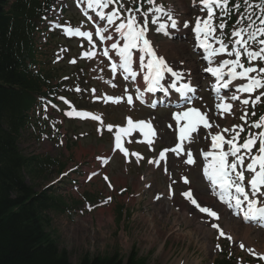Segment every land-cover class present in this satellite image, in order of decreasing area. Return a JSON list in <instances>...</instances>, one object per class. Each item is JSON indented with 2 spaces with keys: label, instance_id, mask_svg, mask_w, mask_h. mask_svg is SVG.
Wrapping results in <instances>:
<instances>
[{
  "label": "rangeland",
  "instance_id": "rangeland-1",
  "mask_svg": "<svg viewBox=\"0 0 264 264\" xmlns=\"http://www.w3.org/2000/svg\"><path fill=\"white\" fill-rule=\"evenodd\" d=\"M125 2L120 0L124 6ZM197 2L157 0L166 9H173L178 15L183 13L185 17L199 15ZM144 4L148 11L151 6L146 1ZM60 5L68 7L77 22L64 21L60 24V28L54 31L52 45L40 65L45 71L60 69L59 78L54 79V83L67 80L72 70V61L81 65L80 71H83L84 77H78V82H62L58 93L65 95L68 92L74 96L66 100L56 96L55 102L58 103L55 110H51L44 98L37 97L29 113V124L23 129L18 141L25 155H34L43 161L47 157L55 160L45 165V170L26 172L25 178L36 191L46 188L66 204L61 211L51 210L47 213L50 222L46 229L58 247L66 250L72 263H76L84 254L91 257L112 254L126 257L132 249L137 251L139 257L146 258L147 264H176L183 254L182 258L186 257L187 261H179V264H213L214 259L223 255L237 263H245L252 259L253 252L258 256L264 254V234L254 226L242 224L225 213L218 223L227 235L231 236L228 228L234 230L231 236L233 239L217 238L218 232L210 227L214 220H206L197 214L181 196V192L188 187L210 196L200 176L197 159L198 149L207 145L204 129L198 135V142L195 141L191 146L195 163H185V155L170 151L178 140V127L175 130L176 121L171 116L174 110H149L134 100L129 105L127 99L122 97L128 87L127 83L121 81L117 71L113 72L100 56L95 40L89 43L86 37L81 40L65 32L68 27H78L88 32L92 30L85 28L71 1L65 0ZM236 17L239 19L240 14L237 13ZM259 23L257 21L255 24ZM107 27L110 30L111 26ZM112 33L114 35L115 31ZM180 37L172 39L176 46L174 61L187 58L192 66L198 54L192 49L188 33ZM111 41L115 43L114 39ZM154 41L162 49L166 39L155 34ZM91 44L97 48L94 49ZM162 51L169 59H173L168 49ZM86 53L94 54L89 57ZM195 64H198V71L194 68V75L201 77L204 82V76L199 72L202 63ZM201 96L193 106L205 108L201 100L208 98L210 117H213L210 92L205 88ZM106 97L114 99L106 100ZM115 98H120L119 102H115ZM72 106L85 108L84 112L90 115H67L74 109ZM92 115L100 116L102 124L91 119ZM129 117L133 122L150 120L161 134L149 138L151 146L139 130L124 136L125 148L129 153L125 157L119 149L113 150L112 135L119 128L127 127L126 118ZM213 118L219 121L217 114ZM236 119L237 116L234 121ZM219 124L223 125V119ZM108 125L112 126L111 132ZM169 125L174 126L171 128ZM67 140L69 142L66 143ZM160 149L169 150L163 159L157 153ZM133 153L142 154L143 159L138 161ZM109 157L110 161L100 166V160ZM150 160L153 162L149 163ZM183 175L189 178V183L181 181ZM247 229L248 238L245 240L242 235ZM260 249H263L262 254Z\"/></svg>",
  "mask_w": 264,
  "mask_h": 264
},
{
  "label": "snow or ice",
  "instance_id": "snow-or-ice-1",
  "mask_svg": "<svg viewBox=\"0 0 264 264\" xmlns=\"http://www.w3.org/2000/svg\"><path fill=\"white\" fill-rule=\"evenodd\" d=\"M136 0H132V3H135ZM231 0H200V3L203 5L201 11H206L207 17L201 18L197 17L195 22V27L192 29L195 32L196 40L200 47L204 49L207 53L204 56L205 60H208L209 67L205 71L212 74L216 77L217 84L219 87H215L217 93V98L221 101L216 105L217 109H223L225 112H229L232 109V104L225 103L224 97L219 95L220 88H228L232 81L240 80L247 81L246 83H241L236 91L239 93H247L251 96L252 93L256 92L259 89H264V39L258 38L264 37V0H260V3L253 6L249 0H243V3H234L232 7H229ZM113 3H118L120 8H124V5L120 3V0H88L89 8H99L106 9L109 8ZM146 3L151 7L148 9V12L154 13L152 18V23L155 24L159 20L160 15L167 17L170 21V28L177 29L180 26L185 28L189 27V22L179 21L177 18H174L172 10H168L164 5L158 4L157 0H146ZM193 3H196V0H193ZM246 6L249 11L247 16L241 14L240 19L238 20L239 24H243L244 20L247 19L248 24L245 27L234 28L230 34H226L224 29L226 27V21L221 17L230 16L233 8L239 12L241 7ZM253 7L260 10L259 22L260 26L254 27V22L252 16L255 14L252 9ZM215 9H220V17L216 16ZM128 12H132V8L125 9ZM139 11V9H136ZM148 12L143 13L145 19L144 21L138 22L137 17L132 15L126 17L124 21L116 24L115 22L119 19V11L113 9L109 13H104L103 11L99 12L98 15L101 20H107V25L114 26L115 31L120 34L123 38V46L120 47L118 43H112L111 48L117 50V55L120 58L119 67L123 69L132 80H135L137 77V72L133 71L132 65L134 61V55L138 61L139 67L141 70L146 69V72L143 76V80L146 82V92L153 93L156 91H162L165 94L168 93V88L164 87L161 83L165 79V73H170L171 76L175 77L176 80L182 79V73L174 71L172 67L169 66L168 61L163 55H158L157 50L152 45V42L147 37V15ZM214 19H219L220 22L217 24L213 23ZM169 27L164 23L159 24L157 28L158 32H162L165 35H168L166 28ZM253 31H248V28H253ZM217 29H219V34L217 35ZM65 32L68 35H75L80 37H86L91 43L93 40V33L88 31H81L80 28H75L73 30L71 27L65 28ZM108 32V27L104 26L102 28H97L95 30V35L100 37L101 40H112L111 35H105ZM235 37V39H232ZM210 40H215L219 47H214ZM252 44H257L259 47L256 49L252 48ZM231 46V49L230 47ZM133 50H138L134 53ZM217 53H227L229 57H235L234 59H225L218 67H212V57L216 56ZM94 53H86L89 57ZM104 56L108 55L107 49L103 52ZM242 57L246 58L247 66L245 62L242 61ZM147 58V62L145 63ZM74 62V61H72ZM258 62V63H253ZM116 65L112 66V71H116ZM227 67V72L224 69ZM255 74V75H252ZM225 75L228 77L225 80ZM128 76H125V79H128ZM222 82V83H221ZM172 88H175L182 96L187 93H193L195 90L187 83L182 84L179 88L176 87L175 82L171 84ZM79 91V89H77ZM127 90H125L126 92ZM144 93L140 91L139 88L136 90V98L141 99ZM261 96H264V91H261L258 95L255 96V99L252 100V106L255 107L256 103L261 100ZM106 100H113L112 97H106ZM120 98H115V102H119ZM230 100L237 101L240 100V97L235 93L230 97ZM129 105L133 103L132 95L127 96V101ZM241 104L244 106L249 105V99H243ZM152 107H156V104L153 103ZM179 107V105L177 106ZM75 114L79 117H88L90 114L87 112H77L75 110L70 111L67 115L71 116ZM207 114H202L196 108H188L185 111L177 112L174 114V118L177 126L179 127V140L180 141H189L190 134L197 131L198 125H203L204 128L217 127L219 125L210 124L206 118ZM255 115V113H253ZM247 112L245 111L243 115L240 116L241 120L246 121ZM91 119L95 121H100L102 124V119L100 116L92 115ZM127 119V127H121L117 130L115 134V147L119 149L120 152L128 157L129 153L126 148L123 147L121 142L122 136H128L132 132L139 130L145 138L148 137L149 133L154 137L155 130L152 127L151 122H145L143 120L139 122H133L129 117ZM186 121L187 123L184 126H180L181 121ZM108 130L111 132L112 126L108 125ZM171 127V125H169ZM250 129H261L258 132L249 131L247 137L245 138L242 144H238V138L240 133L244 131V127L241 125L233 126L231 129L224 128L220 129L216 134H211L212 149H221L219 153L209 151L204 152L203 156L205 158V167L204 175L211 182L213 189L212 194L218 195L220 200L227 205L228 208L234 210V214L240 215L243 214V219L245 221H254L264 224V115L259 117V120L254 122L249 126ZM239 128V131L236 129ZM148 129V132L145 131ZM221 132H232L234 135L230 139L225 140L221 135ZM149 146H151L152 141H148ZM257 143L259 144L258 149L255 154H252V150L256 147ZM224 144L229 145L228 151L223 150ZM241 149H245V153H241ZM165 151H161L160 158L163 159L165 156ZM170 151L175 152L177 155L180 154L181 145L177 144L175 148L170 149ZM137 156V159L142 157L139 154L133 153ZM211 156L212 161L207 162V158ZM233 157L232 161L229 162L228 157ZM250 160L249 163L245 166V158ZM107 163V160L103 161ZM153 161H149L152 163ZM187 164H194L195 160L192 156L191 150L187 153V160L184 161ZM245 172L250 174V179L247 182V187L249 191H246L245 186ZM95 175V173H93ZM107 180V177H105ZM184 183L187 184L189 181L187 178H184ZM111 186V185H110ZM219 187L220 191L217 193L215 189ZM182 195L193 205H195L201 213H206L207 216L219 220L220 216L217 211H213L211 207H202L197 203V198L194 197L191 189L182 193ZM110 199V198H109ZM210 227L217 230L218 237H226L229 240L233 238L230 235H227L221 228L218 223H211ZM219 248L220 246L217 245ZM241 248L244 247L243 244L240 245ZM261 259H264V254L261 255Z\"/></svg>",
  "mask_w": 264,
  "mask_h": 264
},
{
  "label": "trees",
  "instance_id": "trees-1",
  "mask_svg": "<svg viewBox=\"0 0 264 264\" xmlns=\"http://www.w3.org/2000/svg\"><path fill=\"white\" fill-rule=\"evenodd\" d=\"M49 0H14L4 10L0 0V264H73L47 231L48 210L62 206L44 191L27 184L35 157L18 147L28 111L44 77L30 70L31 33ZM40 164V163H39ZM75 264H147L135 250L126 257L84 254ZM215 264H230L217 260Z\"/></svg>",
  "mask_w": 264,
  "mask_h": 264
},
{
  "label": "bare ground",
  "instance_id": "bare-ground-1",
  "mask_svg": "<svg viewBox=\"0 0 264 264\" xmlns=\"http://www.w3.org/2000/svg\"><path fill=\"white\" fill-rule=\"evenodd\" d=\"M104 45L105 46L106 45L109 46L110 49H111V46L109 45V43H107L106 39L104 40ZM162 45H163L162 50L168 49L170 51L169 53L173 56V59H174L175 56L173 54L175 53V47H176L175 44L172 41H170V40H166L165 42L162 43ZM122 46H123V42L120 43V47H122ZM161 53H163V52L161 51ZM110 54L115 55V52L113 51V49H111ZM191 58H189V59H191ZM178 60L182 61V64H183L182 67H179V65L176 64V67L178 69H183L185 73L187 72V69H191V65L187 62V58H184V59L181 58V59H178ZM134 62H136V58L134 59ZM117 64H118V62H117ZM228 117H231V114H229ZM145 130L148 131V129H145ZM190 140H191V142L185 141V147L182 146V141H179L178 144H180L182 146L181 149H183V150H185L187 152L189 150H191V146L193 145V143L198 140V135L197 134L190 135ZM196 196L198 197V199L201 202H204L205 205H207V207H209L210 205L214 206L216 208V211H217L218 215L221 214V211L223 210V206L221 205L219 200H217L216 198L208 197V196L204 195V193H202V192H197ZM232 230L233 229H231V228L227 229V231L231 234V236L234 235V233H233L234 230L233 231ZM242 238L247 240V238H248V229L244 232V234L242 235ZM263 241H264V239H263ZM260 251L262 253L263 249H260ZM182 256L180 257V259L177 260L176 264H179V261H181L182 263H186L187 258L186 257L182 258ZM192 264H197V263L195 262V263H192Z\"/></svg>",
  "mask_w": 264,
  "mask_h": 264
}]
</instances>
